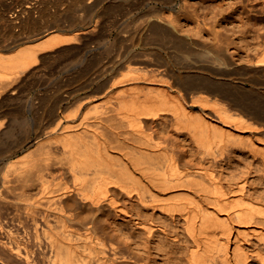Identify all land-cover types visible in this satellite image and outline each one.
<instances>
[{"label":"bare ground","instance_id":"bare-ground-1","mask_svg":"<svg viewBox=\"0 0 264 264\" xmlns=\"http://www.w3.org/2000/svg\"><path fill=\"white\" fill-rule=\"evenodd\" d=\"M175 1L144 3L152 16L144 29L133 35L136 44L140 42L143 47L128 57L125 74L113 80H100L98 86L88 91L93 77L90 76V82L86 85L83 81L86 86L79 87L88 91L84 96L75 95L76 91L65 95L63 90L55 96L50 92L53 98L49 105L46 85L57 74L55 68L64 69L85 54L83 51L99 26L91 16L81 17L76 12L95 7L98 1L17 0L15 10L9 0H0V145L14 124V115L11 117L3 110L6 101L35 76L40 80L39 88L45 89L44 96L42 92L39 96L45 97L41 102L45 108L37 118V136L25 139L34 148L23 161V179L0 180V201L15 194L16 202H10L20 203L14 206L24 216L20 213L19 223L14 217L12 221L27 226L30 239L22 245L15 240L14 246L16 242L9 236L14 229L9 230V235L6 231L0 235V251L9 249L23 264H123L137 260L149 264L150 258L141 261L143 256L136 250L143 247L150 252L156 233L166 232L155 218L159 212L171 221H183L190 238L184 256L188 264H264V197L249 193L245 179L225 181L214 169V162L231 147L248 152L264 165V92L263 85L255 82L264 78V40L249 45L247 31L243 32L245 46L241 43L243 53L238 58L236 50L231 52L228 36L232 34L228 33L237 32L240 26L234 27V31L220 24L229 31L228 36L224 30L215 31L214 35L209 31L211 39L188 36L186 31L184 36L179 35L168 30L171 27L162 15V9L174 7ZM251 1H256L253 9L260 5L264 13V0ZM225 2L212 0L210 6L221 10L218 14H230L237 7L243 8L245 0ZM59 3H68V10L52 17L41 14L35 19L36 12ZM107 9L115 13L118 5ZM243 15H236L242 23ZM248 21L245 22L249 24ZM243 26L244 30L241 26L238 31H245L246 25ZM163 50L168 51L167 56ZM86 54L89 58L80 60L86 63L79 66L83 73L97 59L92 58V50H86ZM120 66L108 69L114 72ZM163 72L171 77L166 83L148 79ZM261 82L264 84V79ZM61 84L56 85L65 86ZM71 100L79 102L74 110L67 106ZM31 104L28 112L34 105ZM63 106L69 109L63 110ZM168 118L173 120L178 133L187 135L196 145L199 162L177 150L180 148L175 137L160 135L156 123ZM4 151H0V160ZM134 202L136 213L130 208ZM122 215L133 219L139 233L135 248L113 222L114 217ZM3 227L0 221L1 233Z\"/></svg>","mask_w":264,"mask_h":264},{"label":"rangeland","instance_id":"rangeland-1","mask_svg":"<svg viewBox=\"0 0 264 264\" xmlns=\"http://www.w3.org/2000/svg\"><path fill=\"white\" fill-rule=\"evenodd\" d=\"M9 1L13 6H15V10H17L18 9L17 0H9ZM86 1L89 2L90 0H86ZM95 1H98L97 5L95 7H91L88 10L80 9L76 13L81 17L91 16L95 21L98 22L99 26H97V28L95 29L96 32L94 31L93 35L89 39L90 45H88V47H87L88 49L86 48L83 51V53L86 54V50H92V52L94 53L92 55L93 56L92 58H97L96 63L94 62L95 64L94 63L92 64V65H94L93 67H92V65H90L91 67H88V69L83 73L81 68L86 63V62H84L85 61L84 58L86 59L89 57L87 56V54L86 55L80 54L79 57H76L78 59V61H76L77 60L76 59L74 64L72 63V65L71 64L66 65L67 69L63 66L64 69H66L65 71H64V69H60V67L55 68L54 74L55 73H57V74L53 75L51 77L52 80L48 81V83L46 85L47 94H45V97L48 98V99L47 98L46 99L49 100V102H48L49 105H50V103H52L51 101H52L53 97H51V96H55V94L58 95L59 93H63V90H64L65 95L67 93H70V91L71 92L76 91L75 95L84 96L90 89H94L103 80L104 81L109 80V78H111V77H112L111 78L112 80L116 79V78H120L119 76H122L123 73L124 74L126 73V70H127L126 69V63H127L126 61L128 60V57H130L131 54H135L137 51H140L143 47L140 42H138L136 44V41H135L136 39L134 38L135 36H133V35H135L136 32H139L140 30L142 31L144 29L143 25L145 26L147 24L146 21L150 20V17L152 16L151 13H148L150 11L149 10L150 7H148L147 5H144V3L147 2V0H144V2L141 0H95ZM232 1L233 0H226L225 3L230 4V2H232ZM139 2H141V3L143 2L142 5ZM249 2H250V4H249ZM113 4L118 5V9L115 13H112L109 9H107L108 6L113 5ZM180 4H183L182 8H181ZM210 4H212V0H176L174 3V7H168V8L164 7L162 9V13H163L162 15H163V17L165 16L168 19V22H167V19L164 17L166 24H168V27L172 28V29L170 28L168 30L176 31L179 35H182V36H184L183 33H185V31H186V34L188 36H191L193 34L192 36H194V37L197 36L196 38L201 37V39H205V38L211 39L212 35L210 34V36H209L207 34V33H209V31H211V33L213 31V35H214L215 31L216 32H220V31L223 32V30H224L223 27L224 28H227V27L230 28L231 27V29L233 28V30H234V27L236 28V27L240 26L239 28H241V26H242L243 30H244L243 25H246L245 31H241L242 28L240 29L241 33H240V31H238L239 28H237V32L239 34H237V32L230 33L229 31H228L229 32L228 33L226 31V30H229L228 28L226 30H224V31H226V33L223 32L224 34H227V33L229 35L232 34V36H228V34H227V36L229 37L228 40H230L229 41L230 45L232 46V47H230V49H231V52H234V50H236L234 53L236 54V57H238V58L243 53L242 48L245 45H243L242 36H245L244 33L246 31H247L246 36L248 35L246 40H247V42H249V45L255 46V45H258L259 42H262L264 40V13L261 12L262 10H261L260 5L258 7L256 6V8L253 9L254 7L252 6V4L253 5L256 4V1L253 2L251 0L250 1L245 0V3L242 5V6H244L243 8L237 7L238 10L233 9L230 14H228L227 11H226V13L223 12L224 15L218 14V12L221 10L217 9V11H216V9H214V7H211ZM68 6H69L68 3H59V4H55V5L51 4V5H49L48 9H44V10L36 12L35 13V19H37L41 14H43L45 17H52V15L59 14L61 12H65L68 10ZM242 9L244 10V11H241L242 15L245 12V15H243L244 23H242L243 20H241V21L239 20V19H241L240 16H236V15L241 14V13H239L240 12L239 10H242ZM245 9H246V11H245ZM145 12H147V13H145ZM219 13H222V12H219ZM144 14L147 16H145ZM247 14H249L251 16L248 17ZM228 15L230 18L227 17ZM146 17H148L147 20H146ZM237 17H238V19H237ZM171 18H172V20H171ZM250 19H251V21H250ZM170 21L171 22L176 21V23L174 22L173 24H171ZM245 21H248L249 24H247V22H245ZM111 22H113L114 24H115V22L116 23L119 22L120 24L117 23L118 25H114ZM235 23L238 26H236ZM220 24L223 25L222 28H221ZM241 24H243V25H241ZM113 25L116 27H114ZM175 25H176V27H178V29H176V30H175ZM232 25H235V26H232ZM118 26H120V27H118ZM165 29H167V27H165ZM179 29H180V31H179ZM204 29H205V31H202ZM231 29H230V31H233ZM16 30L18 31L19 28H16ZM234 31H236V29ZM222 32H220V33H222ZM186 34H185V37H188V36H186ZM234 34L235 35L237 34V36H233ZM239 36H240V39L242 41L239 39ZM231 37L233 39H231ZM131 38H134V39H131ZM207 41L209 42V40H207ZM231 41H232V44H231ZM233 41H235V42H233ZM241 43H242L243 47L241 46ZM91 46H93V47L91 48ZM93 50H95V51H93ZM163 53L167 56L168 51L166 50V52H165V50H163ZM238 53H240V54H238ZM73 58L75 59V57H73ZM100 58H101V60H100ZM152 58H154V57H152ZM80 60H84V61H82V63H80L81 62ZM181 60H183V58ZM99 61H100V63H99L100 66L96 65L97 62H99ZM117 61H119V62H117ZM121 61H123L122 63L124 65L121 64ZM110 62L111 63L115 62L114 64L112 63V67L110 65L111 64ZM77 63H79V64H77ZM116 65H118V66L121 65L122 67L123 66L124 67L122 68L120 66L119 67L120 70L118 69L114 72L110 71L113 68V66H116ZM71 68L73 70H71ZM78 68L80 70H78ZM99 68L102 69L101 73H100ZM57 69L58 70L60 69V70L58 71ZM68 69H69V71H67ZM95 69H97V71ZM70 70H71V72H70ZM68 72L70 73V75L68 74V78H67L66 76H67ZM98 74L99 75L102 74L101 76L104 77V79L101 78V76L99 78ZM90 76L91 77L93 76L91 78V80H90ZM96 76H97V78H95ZM53 78L58 84L62 83L61 85H63V86L65 85V86L64 87L60 86V87H62V89H58L60 87H59V85L58 86L56 85L57 83L53 80ZM60 78L64 79V81ZM70 78L72 80H70ZM170 78L171 77L166 72H163L160 76H157V77L151 76L148 79H150V80L155 79V81H159L161 83L162 82L166 83L169 81L168 79H170ZM56 79L59 81H57ZM94 79H95V81H94ZM263 79H264L263 77H259L258 79H256L255 82H257L258 84L261 83L263 85V88L262 89L260 88V89L264 92V84L261 82ZM69 80H70V82H69ZM86 80H88V81H86ZM89 80L92 82L94 81L93 82L94 84L92 82L90 83L91 85L88 88V91L87 90H85V91L80 90L79 87H82V85L86 86L90 82ZM96 80H97V82H96ZM100 80H102V81L100 82ZM39 81H40L39 78H37L36 76L33 79L31 78V80L29 79V82L26 84L27 86H25V88L23 87L24 89L22 88L21 92L16 93V95H12V97H10L6 101L5 105L3 106V110L7 111L8 115H11V117L14 115L13 116L14 124L12 126V132L10 134L6 135L5 137H3V139H2L1 143H3L4 147H3V145H0V148L3 147L0 149V151H2V149H3V151L4 150L8 151V149H10L8 146H10V145H11L10 147L13 149V150L12 149L9 150L7 153H6V151H4L5 154L3 155V159L0 160V180H2V181L4 180L3 178H9L11 180H18V178L20 177L21 179H23V174H24V170H25V162H23V161L27 158V153L29 152V150H31V149L33 150V148H34V145L32 143L29 145L26 144L25 139H26V137H31L32 139H34L35 136H37L35 130H37L38 125H39L38 121L40 120L37 118H40V112L42 113L43 112L42 110H44V108H45V107L43 108L44 105L41 106L43 104L41 102L45 98V97H43L45 89L43 90L42 88H39V87H41ZM53 81L55 83H53ZM83 81H85L86 85H84L85 83ZM50 82H51V84H53L52 87H51ZM38 84H39V86H38ZM48 86L50 87L51 90L48 88ZM155 86H157V85H155ZM247 86L251 87V84L247 83ZM53 87L55 88V90H53L54 89ZM78 90H80V91H78ZM55 91L56 92L58 91V92L56 93ZM65 91H68V92L65 93ZM41 92H42L43 96L39 97ZM50 92L52 94H50ZM48 95H49V97H48ZM120 95L121 94H119V96ZM39 98H40V101H39ZM29 100L31 103L33 102V104L35 105V106L34 105L31 106V108L29 109V111H31V112L34 110V112H32V113L27 111V109L30 107V105H28V104H31L29 102ZM74 101L73 100L68 101L70 104L68 103L67 106L71 107L70 109L67 107L69 110H74V108L75 109L77 108L75 106V104H77L76 102H78V101H76V102H74ZM115 104H118V101H116ZM65 106H63V110L67 109V108H65ZM38 113H39V115H38ZM19 116L21 118H16ZM36 116H38V117H36ZM32 120L33 121L35 120V121L33 122ZM36 124H37V127H36ZM156 126H157V130L160 132V135H162L164 137H175L176 146H178V148H180V149H177L178 151H180V152L184 151V153L186 155H188L192 159H195L196 162L200 161V158H199V155H198V152L196 149V145L190 140V138L187 135L180 134L175 130V128L173 127V120L172 119L168 118V119L158 120L156 123ZM27 132L29 133V136L27 135L28 134ZM22 142H23V145L21 144ZM18 143H20L21 145ZM34 153L35 152H33V154ZM214 169L219 174V176L222 177L225 181H230V182L235 181L236 182L238 180L237 182H239V181H243L245 179L244 181H247L246 188H247L249 193H251L254 196L264 197V165L262 164V162H260L256 158H254L248 152L241 150V149H238V148H235V147H233V148L231 147L229 151L225 152V154L222 157H219L217 159V161L214 162ZM13 183L14 184H23V182H21V181H14ZM29 190H32L33 193L36 192V189L34 187H30ZM14 196H15V194H8L6 196L7 198L5 197L2 199L5 203L3 201H0L1 205H2V203H4L6 205V206L4 205L5 207L0 206V208L2 207L1 208L2 211L0 209V211H1L0 214L3 212L4 214H1V215L2 216L4 215V218L7 217L4 219L0 215L1 216L0 217L1 225L5 226V227H3L4 231L2 230L3 232L2 233L0 232V235L5 234L6 231H7V234L9 235V233H8L9 230L12 231V229H14L15 230V231L13 230L14 233H13V231L10 232V233H12L13 236L11 234L9 236L11 237V240H14V241H12L13 243H15L16 242L15 240H17L20 242V244H18V245H22L23 241H25V240L27 241L28 239H30L28 236L29 231H28V229H26L27 226H25L24 224H22V225H24L25 227L22 226L21 224L15 223L16 221L15 222L12 221V219L16 218L17 222L19 223L18 216L21 213V212L17 211L18 206H20L21 204L15 203L16 199ZM12 199H14V201H15L14 203L16 205L18 204V206H14L15 204L13 205V203L10 202V200L13 201ZM7 200L10 202L9 204H8ZM7 205H9V207ZM12 208L14 210H16V212ZM130 208L134 209V211H132V213H136L137 212L136 211L137 210L136 202H134L133 205L130 204ZM14 212H15V214H14ZM144 213L151 214L152 211H144ZM16 215H17V217H16ZM21 215H23V214L21 213ZM11 216H12V218H11ZM1 218H2V220L7 219L8 222H7V220H6V222L5 221L2 222ZM155 218H157L159 226L164 228L166 230V232L158 231L156 233L155 242L154 243L152 242L150 244L151 249H150V252H148L149 257H147L148 253L145 252L144 249H142L143 247L140 250H136V253L143 256L142 259L140 258V260L145 262L146 260H148V258H150L149 264H188V262L185 260L184 256L186 254L187 247H188V244L190 242V238L184 229L183 221L182 220H177L175 222L171 221L169 217L163 216L159 212L156 214ZM132 220H133L132 218L122 215L121 217H114L113 222L120 229V232L123 233L122 237H125L126 239H128V242L130 243L131 247L135 248L137 246V243L139 242V233L135 230V227H134L135 224ZM10 222H11V224H10ZM4 223H6L9 227H11V226L13 227L14 225L17 224L16 225L17 227L14 226V228L11 227L10 229H8L9 227ZM19 227H21V228H19ZM0 231H1V229H0ZM27 231H28V234H27ZM175 236H176V238L174 240H172ZM250 239L257 242L256 238H254V237H250ZM13 245L17 246V242H16V244H13ZM156 245H157V247H156ZM8 252L10 253L11 251L9 249L0 251V264H23L18 257L17 258H16V256L13 257L14 253L11 252L12 254H9ZM36 253H37V251H36ZM14 255H16V254H14ZM37 257H38V255H37ZM16 259H19L20 261L16 260ZM137 262H138V260H137ZM137 262H129V263L125 262L123 264H140Z\"/></svg>","mask_w":264,"mask_h":264}]
</instances>
